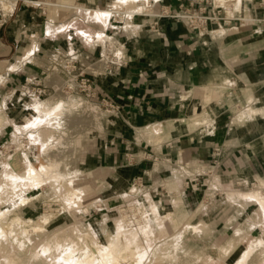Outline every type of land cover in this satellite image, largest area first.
Returning <instances> with one entry per match:
<instances>
[{
  "label": "rangeland",
  "instance_id": "1",
  "mask_svg": "<svg viewBox=\"0 0 264 264\" xmlns=\"http://www.w3.org/2000/svg\"><path fill=\"white\" fill-rule=\"evenodd\" d=\"M30 1L41 3L36 6ZM60 1L63 0H20L17 7L21 3L30 4L46 10L52 19L64 21L63 18L71 11L48 4V2L59 4ZM116 1L118 0H109L100 8ZM210 1L222 6L221 16L239 18L226 25L222 22L221 27H209L202 36L205 38V46L214 42L220 57L226 58L223 57L225 50L223 42L236 40L234 45L241 46L237 52H243L258 46L257 40L264 39L262 8L264 0H242L240 11L234 8V1ZM70 2L73 4V0ZM144 5H147L146 1ZM256 9L262 10L254 11ZM145 10V14H138L132 18L127 16L129 21L145 19L147 13L158 12V9L153 8L145 7ZM208 11L212 12L211 6ZM89 16L92 17L90 14ZM243 17H250L255 21L248 23L241 19ZM75 27L82 28V24L77 23ZM215 30H222V35L219 37L218 34L210 33ZM78 33V37H74L73 41L67 38V45L59 43L48 51H40L38 54L36 52L31 58L29 55L21 59L25 54L21 52L6 64L11 66L9 69L13 73L7 75L9 71L0 72V212H6V215L0 218V229L5 230L6 235L10 233L12 231L10 222L14 217L26 220L35 219L46 213L54 214V217L43 225L45 229L40 233L32 232L31 224L25 223L23 228L29 230L27 233L30 236L28 240L24 239L23 244L13 240L15 234H12L13 237L9 234L7 238L0 234V264H51L46 259L50 254L44 255L38 250L53 240L54 236L60 239L64 246H76L80 249L88 245L89 239L101 245L108 244L111 232L120 234L121 246L117 252L120 253V261L126 258L124 261H127V264L134 260L136 263L132 264H264V227H261L260 223L263 215L255 202L237 196L239 190H259L264 195L263 182L258 183L254 178L251 180L239 178L223 184L225 182L221 181L216 170L208 169L201 174L190 173L183 180H179L183 176L178 177L169 185L162 180L163 186L159 187L154 184L155 179H143L135 172L131 173L133 163H129L132 159L130 156L124 159V165L127 167L124 170L105 165L102 146L104 138L107 132L111 129L118 130L120 126L118 114L114 112L115 108L106 105L103 96L98 95L94 78H97L98 74L104 75L107 62L110 63L112 55L119 52L121 47L122 54L125 55V44L118 36L109 35L110 37H106L109 45L106 43V47L103 46L101 38L106 35H99L100 32L93 29L92 24L82 28ZM38 36L33 38V45L39 46ZM92 36L97 39L93 41L95 47L91 46L93 42L86 41L92 39ZM71 41L75 42L78 50L84 54L74 70L67 55ZM55 49H59V56L56 59L53 58ZM104 51L106 58L102 60L100 54L104 55ZM31 59L32 63L27 64ZM41 59L47 64V70L52 72L43 75L48 77L51 87L46 85L40 74L26 78L15 73L27 65H34L36 69L41 68ZM17 61L18 67L12 69V65ZM83 78L91 80L92 87H96V95H93L91 87L83 84ZM34 82H40L46 88V92L41 94L39 100L35 96H30L34 95L33 88H37ZM217 86L225 88L220 94L211 93ZM239 86L244 87L241 82L235 85L212 83L207 87L210 97L205 98L207 102L211 100L222 102L224 96H231L232 103L238 99V93L241 92ZM249 91V101L232 104L231 118L238 122L240 128H252L262 134L264 87L259 89L258 86L252 87ZM38 103H42L43 108L56 109V112L59 109L60 114L59 116H54L55 113L49 114L48 120L51 124L49 127L43 124L39 126L37 134L40 139L35 141L30 137V133L27 134L29 130H16L15 124H22L38 116L34 109ZM254 109H259L260 113L255 114L252 112ZM198 112L202 114L194 117L198 116L200 122L205 120L208 123L211 117L209 110L206 108ZM240 117L241 121L238 120ZM139 132L140 136L144 135L141 130ZM255 142L262 144L264 138L255 137ZM43 146L45 151L42 150ZM38 148L45 161L52 165L48 171L50 177L41 182L40 186L26 184L15 191L5 176L11 171L10 167H7V162L22 149L36 164L38 161L36 157L40 154ZM19 173L22 175V171ZM168 176L170 173L164 175L163 179ZM133 189L139 190L132 191ZM194 189L198 190V195L196 198H188L186 194L192 193ZM145 191L151 193L153 200L157 202V212L162 215L174 212L173 201L177 197L180 196L183 201L176 218L164 220L165 232L155 220L154 213L141 208V205H149L143 196ZM231 191L235 192L232 194ZM22 197L31 200L23 205ZM69 198L73 199L69 201ZM14 227L18 229L16 231L20 230ZM84 232L89 233L88 238L83 237ZM38 234L41 236L37 237ZM134 240L139 241L138 249L146 250V255L141 257L142 259L134 257V252H127L125 249V244Z\"/></svg>",
  "mask_w": 264,
  "mask_h": 264
},
{
  "label": "crops",
  "instance_id": "2",
  "mask_svg": "<svg viewBox=\"0 0 264 264\" xmlns=\"http://www.w3.org/2000/svg\"><path fill=\"white\" fill-rule=\"evenodd\" d=\"M108 1L73 0V6L93 10L105 6ZM160 1V5L172 8H178L180 4V0ZM160 5H155V10H159ZM36 6L19 4L9 21L0 27V72L13 73L8 69L11 66L6 64L19 53L30 49L31 58L36 52L48 51L59 43L67 45V38L73 41L78 32L90 24L100 34L118 36L125 44L123 66L94 78L98 95L117 106L114 112L118 114L120 126L118 130L111 129L104 138L105 165L124 170L127 168L124 159L130 156L132 162L129 163H133L131 173L135 172L143 179L153 178L159 187L163 186V176L173 175L174 169L177 177L183 176L179 180L190 173L201 174L215 169L221 181L225 182L223 184L239 178H254L258 183H264V142H255V137L264 138V132L259 134L252 128H240L238 122L231 118L232 104L244 102V94L250 88L264 87V39L256 41H259L258 46L225 56V60L220 57L213 41L205 46V38L182 21L154 16L129 21L125 12L113 11L106 21L108 24H103L101 20L90 17L89 12L74 7L67 8L71 12L63 18L64 21H59ZM262 8L264 13V4ZM156 20L157 32L151 28ZM77 23H81L82 28L75 27ZM36 35H39V46L32 42ZM72 41L68 49L78 50ZM91 44L95 47L94 42ZM15 73L26 78L40 74L46 85L52 86L48 77H43L52 72L47 70L42 59L41 68L27 65ZM224 76L243 84V88L238 87L241 88L238 99L231 103L232 97L224 96L222 102H207V87L212 83L223 84ZM206 108L211 113L208 123L205 120L198 125L185 123L192 121L195 115H201L198 111ZM174 122L177 124L175 129H165L159 135L140 136V129ZM197 192L194 189L186 196L196 198Z\"/></svg>",
  "mask_w": 264,
  "mask_h": 264
},
{
  "label": "bare ground",
  "instance_id": "3",
  "mask_svg": "<svg viewBox=\"0 0 264 264\" xmlns=\"http://www.w3.org/2000/svg\"><path fill=\"white\" fill-rule=\"evenodd\" d=\"M145 1L148 4L150 0H118L112 4H109L108 6H106L104 8H96L93 10L91 8H87L85 6H78L77 5L74 7L73 4L70 2V0L60 1L59 4L53 3V2H48V4L49 5H57L61 8H64V9H67V8L69 9L70 7H74L76 9H78L79 11L89 12V14L93 18H95L97 20H101V22L103 24H106V21L108 20L110 14L113 11L125 12L126 15H128L130 18H132L133 16L138 15V14H140V15L145 14V11H146L145 10L146 5H144ZM222 1H225V0H222ZM226 1H234L235 2L234 8L237 11H240V9H241L240 4H242V0H226ZM30 2H32L35 5H37L38 3H41L40 1H30ZM45 4H47V3L45 2ZM4 6H7V5L4 4ZM147 16H153V15L151 13L150 14L147 13ZM241 19L243 21L248 22V23H253L255 21V19L250 18V17H245V18L243 17ZM221 31L222 30H215V31L210 32V33L218 34V36L220 37L222 35ZM99 35H100V33H99ZM94 37L95 36H92V39L87 38L88 40H86V41L87 42L88 41L93 42V41L97 40ZM106 37L107 36L101 38L103 43L106 41V39H107ZM236 42H237L236 40H234V41L232 40V41L222 43L223 47L225 48L224 56L230 57L231 55L237 54L236 52L239 50V48H237V46L234 45ZM30 53H31V51L29 49V51L25 52V54L22 56L21 59H23V58L25 59V57L27 58L29 55H31ZM21 63H22V60H21ZM16 67H18L17 64L12 65V68L15 69ZM224 77H225L224 83H229L231 85H235L237 83V81H235V80H231V79L227 78L226 76H224ZM224 88H225L224 86H217L214 88L213 92L216 95L220 94ZM249 97H250V91L248 90L244 94V97H243L244 102L249 101L250 100ZM41 104L42 103H38V105L36 104V106H34V109L38 113L37 114L38 116H35L34 119H30L27 122H24L22 124H15L16 130H19V131L29 130L27 134L30 133V137H32L35 141L37 139H40V137L37 134V131L40 129L39 126L41 124H43V126L45 125V126L49 127V125L51 124V121L48 120L49 114L51 115L52 113H55L54 116H59L58 114H60L59 109L56 112V109L52 110L49 107L43 108V106H41ZM46 109H48V111H46ZM252 112H255V114H258V113H260V110L254 109ZM206 115H207V113L205 112L204 119H206ZM244 116H246V115H244ZM197 117H194L192 121H185V123L188 125L189 124L198 125L200 123V119H199V117L198 118ZM238 117H239V115H238ZM238 120L241 121V117L238 118ZM176 126H177V124L175 122L174 123H167V124L158 123V124L151 125L149 127H146V128L140 129V130L144 135H147V134L159 135L163 130L175 129ZM35 130H36V133H35ZM42 142L45 143L44 141H42ZM35 143H37V142H35ZM44 146L42 148L43 151H45ZM39 147H42V146H39ZM38 152H40V154L36 157L37 158L36 160H38L36 164L28 157V154L22 149H19L16 156L14 157V155H13L14 158L7 162V165H8L7 167H10L11 171L9 173H6L5 176H6V179H8L9 184H11V186L14 187L15 191L21 185H26V184L32 185L33 184V185H37V186L39 185L40 186L41 182L45 181L47 179V177H50L48 175V171L52 167V165L50 163L46 162L44 157L41 156V151L39 148H38ZM20 171H22V175H20L21 174V173H19ZM177 176H178L177 172L174 171L172 176H168L164 179V183H168V185L171 184L170 182L176 180L178 178ZM260 182L262 183V181H260ZM136 190H139V189H133L132 191H136ZM234 192L235 191H231L232 194ZM143 196L149 205L148 206L141 205V208L146 209L148 211L151 210L154 213L153 216H154L155 220L158 222L161 230L165 232L164 220L169 219V218L173 220L176 218L177 211L183 205L182 199L179 196L173 201V205L175 208L174 212L171 211V212H168V213L162 215V214L157 212V209H156L157 208V202L153 200L151 193L149 191H145L143 193ZM237 196L240 199H246V200L249 199V200L255 202L259 206L258 209H259L260 213H262V215H263L262 221L260 223H261V227H264V195L262 194V192L259 190L258 191H256V190H251V191L239 190L237 193ZM71 199H73V198H69V201H71ZM30 200H31V198L28 199L27 197H22L21 202L24 205L25 203H27ZM5 215H6V212H3V211L0 212V218L4 217ZM53 217H54V214H52V213H46L43 215H39L35 219L28 218L26 220L21 219L19 217H14L10 222V225L12 227V231L10 233H7V235H6V231L3 229H0V234L1 235L4 234L6 238L9 234H11L12 237H13L12 234H15V237H13V240H16V241L18 240L19 243L23 244L24 239L26 238V240H28V238L30 236L27 233V231H29V230H27L26 228H23V225L25 223L31 224L32 232L40 233V232L44 231V229H45V228L43 229V225L48 223L49 220ZM14 226L20 228V230L16 231L18 229H14L15 228ZM15 232H17V233H15ZM40 236L41 235L38 234L37 237H40ZM83 237L88 238L89 233L84 232ZM110 238L111 239H110L109 243L106 245H101L98 242H94L90 239L89 240L87 239L88 245L78 249V247H76V246H74V247L64 246L63 243L60 241V239L55 238V236H54L53 240L51 239V241L49 243L44 244L38 251H39V253L42 252L44 255L50 254L49 257L46 259L49 261L48 263H51V264H119V263L127 264L128 262L124 261V260H127L126 258H124L123 261H120V258H119L120 253L117 252L118 248L121 246L120 234L118 232L117 233L111 232ZM138 245H139V241L134 240L130 243H126L125 249L127 252L128 251L134 252V254H135L134 257L141 258V257L146 255V250L138 249L137 248ZM54 251H55V253L53 254L52 252H54ZM132 262L136 263V261L134 260V261H131L130 264H132Z\"/></svg>",
  "mask_w": 264,
  "mask_h": 264
},
{
  "label": "built area",
  "instance_id": "4",
  "mask_svg": "<svg viewBox=\"0 0 264 264\" xmlns=\"http://www.w3.org/2000/svg\"><path fill=\"white\" fill-rule=\"evenodd\" d=\"M20 0H0V27H3L7 21L11 18V16L14 14L17 5ZM150 4L146 5V8H153L155 9V5L161 3L160 0H150ZM6 4L7 6H4ZM209 6L212 8V12L208 11ZM217 10V13H216ZM223 8L222 6L215 4V1H210V0H187V1H181L178 6V8H172L171 6H166V5H160V9L158 10L157 13L152 12V15L157 18H167V19H172V20H177V21H182L185 22V24L191 28L192 30H195L199 36H203L205 32L208 31L209 27L211 28L212 26H218L221 27L222 22L224 25L227 23H231L233 20H239V18H226L220 15L222 12ZM158 24V20L155 22H152L151 28L154 29L155 32H157V29L155 28L156 25ZM214 30V29H213ZM109 45V43L106 41L103 43V46L106 47ZM125 46V45H124ZM104 49V48H103ZM107 49V48H106ZM105 49V50H106ZM123 48H120L119 52H115L112 55V60L107 62L106 67H105V73H111L113 71L119 70L125 60V55L122 54ZM59 54V49L54 50L53 58L55 57L58 58ZM67 55L70 57L69 64H71L72 70L77 68V63L80 60V57H83L84 54L80 52L79 50L72 51L71 49L67 50ZM110 55V54H109ZM106 56V53L104 51V55L100 54L101 59L103 60L104 57ZM86 58H89V56H85ZM82 82L84 85H87L88 87H91L93 91V95H96V87H92V82L89 78L82 79ZM34 85L37 88H33L34 95L31 94L30 96H35L37 100H39L41 94L43 92H46V88H44L40 82H34ZM103 102H105L106 105L110 107H117L115 106L112 102H110L108 99L103 98Z\"/></svg>",
  "mask_w": 264,
  "mask_h": 264
}]
</instances>
